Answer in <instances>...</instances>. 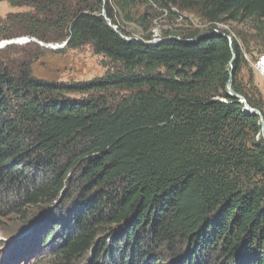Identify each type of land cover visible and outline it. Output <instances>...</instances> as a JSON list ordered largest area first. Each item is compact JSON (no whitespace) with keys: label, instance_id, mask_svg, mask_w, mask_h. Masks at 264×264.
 <instances>
[{"label":"trees","instance_id":"16d2710c","mask_svg":"<svg viewBox=\"0 0 264 264\" xmlns=\"http://www.w3.org/2000/svg\"><path fill=\"white\" fill-rule=\"evenodd\" d=\"M1 1L30 10L0 19V42L28 35L68 40L70 49L90 44L115 65L105 76L78 82L0 66V203L16 213L50 204L79 171L70 193H79L81 204L60 234L57 264L89 251L129 264L123 256L129 250L132 263L137 256L149 264L146 245L168 246L176 264H264L262 122L229 93L231 70L234 89L263 118L264 94L253 73L240 82L245 53L239 39L227 31L232 43L213 36L221 32L213 26L128 40L102 14L117 25L108 1ZM183 1L200 7L213 25L256 21L264 44V0ZM115 89L130 93L112 106L103 94ZM69 93L91 96L75 100ZM120 224L124 233L113 243L100 239ZM51 225L46 241L58 227ZM36 232L30 242L43 248ZM179 241L187 246L184 254ZM203 251H212L214 261Z\"/></svg>","mask_w":264,"mask_h":264},{"label":"rangeland","instance_id":"374dc122","mask_svg":"<svg viewBox=\"0 0 264 264\" xmlns=\"http://www.w3.org/2000/svg\"><path fill=\"white\" fill-rule=\"evenodd\" d=\"M114 7L116 12L117 27L122 29V35L127 38H147L151 41L159 40L161 37L171 35H183L196 30H209L214 26L216 31H227L241 42L244 49L245 65L240 75V82L248 83L250 73L254 74L255 85L264 92V77L256 73L253 69V62L264 52L262 37L256 38L257 22L251 19L245 21L218 22L212 24L203 15L198 6H194L183 0H102ZM28 7H15L7 1L0 2V19H5L10 13L29 11ZM28 35L15 36L10 39H21ZM31 37V36H30ZM36 38V37H35ZM9 40V39H5ZM4 41V40H3ZM65 41H42L36 38L27 43H11L0 46V66L17 73L29 68L32 75L51 82H78L92 81L105 76L108 71L114 70V63L105 57L94 52L93 46L85 45L78 49H70ZM128 90H111L103 95L110 105H116L124 96L128 95ZM95 94L92 96H98ZM86 93H69L68 97L75 100H82L90 97ZM68 190L50 204H41L25 209L23 213L11 212L12 208H6L5 203H0V264H57L58 259L55 254L60 246L64 244L62 231H65L73 220L81 204L79 193L72 197L70 192L78 184L79 171H73L69 175ZM25 213V214H24ZM69 220L66 218L69 216ZM55 219V220H53ZM58 227L53 238L46 241L48 235L55 226ZM46 225V226H45ZM42 226L43 229L41 230ZM70 228L67 227V229ZM125 226L113 225L108 227L101 235L100 239H105L108 244L113 243V238L124 233ZM40 231V244L43 248L32 245L30 239L35 237V232ZM36 232V233H37ZM114 233V236H112ZM179 249H183V254L188 251L186 244L179 241ZM151 250V251H150ZM146 252H151L147 257L149 264L161 260L158 264H176V259L172 256L173 250L165 245L145 246ZM214 253V250H212ZM211 251V252H212ZM120 252V251H119ZM205 252L208 262L214 261L213 257ZM130 250L124 254V258L129 264H143V260H138L135 256L134 263L130 260ZM136 255V253H134ZM146 254V253H145ZM204 257V256H203ZM156 258V259H155ZM134 259V258H133ZM154 260V261H153ZM120 253L115 258L119 263ZM140 261V262H139ZM131 262V263H130ZM199 261H196L198 264ZM201 263V262H199ZM64 264H114L110 256L95 258L92 251L84 256L75 258L70 263ZM213 264V262H212Z\"/></svg>","mask_w":264,"mask_h":264},{"label":"water","instance_id":"95a60500","mask_svg":"<svg viewBox=\"0 0 264 264\" xmlns=\"http://www.w3.org/2000/svg\"><path fill=\"white\" fill-rule=\"evenodd\" d=\"M102 14L106 17L109 25H111L116 32H118V33H120L122 35V33L119 31L117 25H115L113 23V21L107 16V13H106L105 10L103 11ZM212 35L213 36H227V37H229L230 42L232 43V38L227 33H225V32H216V33H213ZM123 37H125V36H123ZM125 38L128 39V40H131L133 37L132 38L125 37ZM17 40L18 39H9V40L1 41L0 42V46L1 47H4L5 45L14 43ZM67 42H68V40L65 41V45L67 44ZM65 45L64 44L63 45H57V47H64ZM234 58H235V53H234V57H233V59L231 61V64H230L231 68H233V60H234ZM233 80H234V77H233V72L231 70V77H230V80H229V83H228L229 93L240 98V101L244 103V109H245L246 112H249V113L256 114V115H259L260 116L261 122H262V135L264 136V118H263V115H262L261 111L258 108L252 107L248 103L247 99L243 95H241L240 93H238L234 89V87H233Z\"/></svg>","mask_w":264,"mask_h":264},{"label":"built area","instance_id":"2783aa9c","mask_svg":"<svg viewBox=\"0 0 264 264\" xmlns=\"http://www.w3.org/2000/svg\"><path fill=\"white\" fill-rule=\"evenodd\" d=\"M25 38L29 41L35 37L26 36ZM252 65L254 71L264 77V53L260 54Z\"/></svg>","mask_w":264,"mask_h":264},{"label":"bare ground","instance_id":"6f19581e","mask_svg":"<svg viewBox=\"0 0 264 264\" xmlns=\"http://www.w3.org/2000/svg\"><path fill=\"white\" fill-rule=\"evenodd\" d=\"M33 40H35V38L34 39H32V40H27L25 37H23V38H21V39H18L17 41H16V43H27V42H30V41H33Z\"/></svg>","mask_w":264,"mask_h":264},{"label":"crops","instance_id":"0c3cea01","mask_svg":"<svg viewBox=\"0 0 264 264\" xmlns=\"http://www.w3.org/2000/svg\"><path fill=\"white\" fill-rule=\"evenodd\" d=\"M262 90V89H261ZM263 92V91H262ZM263 94H264V92H263Z\"/></svg>","mask_w":264,"mask_h":264}]
</instances>
